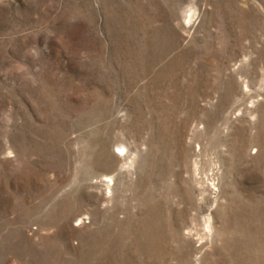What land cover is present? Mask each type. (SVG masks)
Masks as SVG:
<instances>
[{"label": "rangeland", "instance_id": "1", "mask_svg": "<svg viewBox=\"0 0 264 264\" xmlns=\"http://www.w3.org/2000/svg\"><path fill=\"white\" fill-rule=\"evenodd\" d=\"M0 264H264V0H0Z\"/></svg>", "mask_w": 264, "mask_h": 264}]
</instances>
